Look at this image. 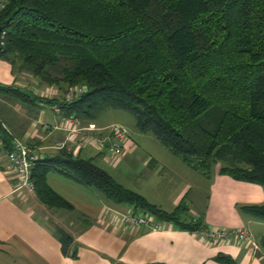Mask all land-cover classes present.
Here are the masks:
<instances>
[{"label":"trees","instance_id":"trees-1","mask_svg":"<svg viewBox=\"0 0 264 264\" xmlns=\"http://www.w3.org/2000/svg\"><path fill=\"white\" fill-rule=\"evenodd\" d=\"M0 60L59 94L84 87L68 105L40 99L64 117L85 126L105 110L125 112L206 180L215 172L264 193V0H1ZM0 95L30 98L2 85ZM49 172L181 231L206 229L183 219V203L163 212L66 151L31 169L45 208L73 210L47 186ZM238 209L264 222V202ZM57 236L66 256L71 240ZM214 261L233 264L224 255Z\"/></svg>","mask_w":264,"mask_h":264},{"label":"crops","instance_id":"crops-1","mask_svg":"<svg viewBox=\"0 0 264 264\" xmlns=\"http://www.w3.org/2000/svg\"><path fill=\"white\" fill-rule=\"evenodd\" d=\"M0 85L30 96L19 102L0 95V264H217V255L230 258L233 264H264V222L238 209L264 202L259 186L236 182L215 172L206 180L167 150L146 149L137 164L139 145L130 135L134 149L115 162L90 147L78 156L69 153L91 160L116 184L141 195L163 212H172L190 196L183 219H199L209 229H247L258 252L232 242L209 244L199 233L181 231L159 220L164 228L157 232L144 227L124 228L118 221L121 215L146 213L107 202L92 189L56 172L47 173L46 184L73 208L72 212L45 208L35 195L13 192L15 180L7 173L5 163L12 141L22 140L46 158H53L59 152L55 145L64 140V116L54 102L40 100L47 86L27 73H13L3 60ZM91 124L101 130L112 125L95 121ZM126 165L137 169L126 173ZM205 189L208 196L200 200ZM58 230L71 240L66 256L61 251ZM72 253L74 258H70Z\"/></svg>","mask_w":264,"mask_h":264},{"label":"built area","instance_id":"built-area-1","mask_svg":"<svg viewBox=\"0 0 264 264\" xmlns=\"http://www.w3.org/2000/svg\"><path fill=\"white\" fill-rule=\"evenodd\" d=\"M85 90L84 87L76 86L59 94L54 87H46L41 93L40 99L60 97L68 105L79 98ZM61 127L65 132L64 140L55 145V150L70 152L73 156H78L81 150L90 147L115 162L135 147L127 129L119 124H112L101 130L92 124L83 126L74 115H69L64 117ZM45 158L43 152L28 147L22 140L14 139L12 141L10 150L6 153L5 163L7 173L15 180L13 192H23L25 196L34 195L31 169ZM118 221L122 227L128 229L144 227L149 231L157 232L164 228L163 224L157 222L150 214L125 213L119 217ZM199 236L209 244L232 242L249 247L253 253L258 251V246L247 229L206 228L199 232Z\"/></svg>","mask_w":264,"mask_h":264},{"label":"rangeland","instance_id":"rangeland-1","mask_svg":"<svg viewBox=\"0 0 264 264\" xmlns=\"http://www.w3.org/2000/svg\"><path fill=\"white\" fill-rule=\"evenodd\" d=\"M1 1V0H0ZM49 87V86H47ZM95 123L99 124V125H109V124H119L123 127H125L127 129V131L129 132V135L131 136V138L133 140H135L137 142V144L139 145V151L137 152V164L138 162L141 161L140 157H143L146 149L152 150V151H156V149H161L159 151H165L166 149L163 148L156 140L155 138L151 135V134H141L139 133L136 129H135V125H134V119L132 116H130L129 114L119 111V110H105L103 112H101L98 117L95 119ZM137 137H142V138H137ZM137 168H133V169H129V167L126 165L123 167V170H125L126 173H132L136 170ZM110 172V171H109ZM126 182L129 183L128 179L125 178ZM130 184V183H129ZM207 189H205V194L201 193L200 194V200H205V197L208 196L207 193ZM188 199L190 198V196L187 197ZM185 200V202L183 203L184 206L187 205V200ZM258 252V251H257Z\"/></svg>","mask_w":264,"mask_h":264}]
</instances>
